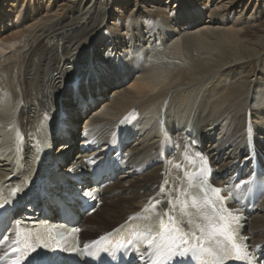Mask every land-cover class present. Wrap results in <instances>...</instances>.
Returning <instances> with one entry per match:
<instances>
[{
  "label": "bare ground",
  "instance_id": "1",
  "mask_svg": "<svg viewBox=\"0 0 264 264\" xmlns=\"http://www.w3.org/2000/svg\"><path fill=\"white\" fill-rule=\"evenodd\" d=\"M17 1L22 8L13 7ZM246 2L0 3V24L4 25L0 28V47L9 50V55L0 56V184L21 186L30 178L41 130L62 113L61 122L70 131H62L54 141V161L49 163L54 173L63 170L73 152L88 141L93 151L77 152L65 171L82 166L86 157L103 153L118 127L132 122L127 136L135 138L126 150L125 170L104 188L102 205L82 218L84 245L113 230L121 231V226L158 192L167 162L160 157L164 143L192 145L211 160L219 174H228L222 181L229 184L233 171L245 168L250 149L264 155V20L258 23L264 3L250 11ZM119 20H127V27L113 30ZM6 30L11 34L4 36ZM253 30L260 34L252 35ZM146 45L169 51L158 61L153 51L148 65L144 64L143 48L139 50L142 59L135 52L133 57L121 54ZM102 57L108 58L105 64ZM95 65L100 67L95 69ZM134 71L138 77L126 87ZM73 83L79 86L75 88ZM110 87L115 96L106 110L111 114L88 115L84 129L87 139L82 137L83 131L75 134L79 119L103 102ZM260 118L262 121L257 122ZM19 141L24 145L21 166L25 171L19 168L12 151ZM83 182L87 186L91 181H74L68 174L63 181H56L57 185L46 187L47 202L54 200L56 190L65 195L60 198L66 202L65 193H71L73 187H85ZM99 211H106L107 216L95 223L107 222L111 229L85 222ZM248 220V243L264 248V196ZM85 231L97 236L84 239Z\"/></svg>",
  "mask_w": 264,
  "mask_h": 264
},
{
  "label": "snow or ice",
  "instance_id": "2",
  "mask_svg": "<svg viewBox=\"0 0 264 264\" xmlns=\"http://www.w3.org/2000/svg\"><path fill=\"white\" fill-rule=\"evenodd\" d=\"M200 158L205 159L202 156ZM185 180L189 190L181 191L179 196L169 203L173 209H178L181 215L188 220L191 228L199 230L200 236H196L194 232H186L177 222V217L160 211L157 212L158 218L154 223L137 225L130 229L126 241H118L115 246L121 248L129 246L139 248L141 245L154 247L166 242L168 245L166 264H172L173 261L177 264H189V258L199 260L200 264H225L228 259H247V252L243 246L236 242L239 239L237 229L243 217L234 215V210L226 207L227 200L222 195L228 189L211 187L206 181L194 184V177L190 175H187ZM20 191L22 189H15L13 194ZM189 208L195 211H189ZM111 235L109 233L101 236L99 240L92 241L91 245H84V249L92 254L91 249L100 245L101 242L112 244V240L109 239ZM29 238L33 241L25 246V250L29 252H36L41 248H47L50 251L68 250L67 248L61 249L55 240L53 243L57 246L53 248L48 243V240L52 239L50 234L42 236L37 233L25 239ZM74 250L79 251L80 249L75 248Z\"/></svg>",
  "mask_w": 264,
  "mask_h": 264
},
{
  "label": "rangeland",
  "instance_id": "3",
  "mask_svg": "<svg viewBox=\"0 0 264 264\" xmlns=\"http://www.w3.org/2000/svg\"><path fill=\"white\" fill-rule=\"evenodd\" d=\"M60 1V0H59ZM262 2L264 3V0H247V2L245 3V5H247L248 7H250L249 8V10L251 11V10H253V7L255 8V9H258V8H260V6L261 5H263L262 4ZM0 3L1 4H3V5H5V4H7V0H0ZM60 3V2H59ZM174 5L173 7H175V2L173 1V2H171V5ZM131 5L133 6V10L135 9V4H134V2L133 3H131ZM13 7H15V8H22L21 7V3H20V1H17L16 2V4L13 6ZM132 8V7H131ZM130 8V9H131ZM178 7L176 6V9H177ZM128 11V10H127ZM132 11V10H131ZM246 11H248V8L246 7ZM130 13V12H129ZM262 13H264L263 11H262ZM209 16V15H208ZM210 18V17H209ZM264 20V14H261V16L259 17V22L258 23H260V22H262ZM218 20H215V22H217ZM130 22H131V20H130ZM111 23H113V22H111V20H110V24ZM127 20H126V22L124 21V20H119V23H117V25L118 26H113L112 28H113V30L115 29L116 31L118 30V31H122L123 30V28H126L127 27ZM257 23V22H256ZM257 23V24H258ZM25 24H26V22H25ZM24 24V25H25ZM4 25H2V24H0V28H2ZM110 26V25H109ZM121 29V30H120ZM9 30H6V33H5V35L4 36H6V35H8V33L9 34H11L10 32L11 31H9ZM256 32V33H255ZM252 35L253 34H255V35H259L260 34V32L259 31H255V30H253L252 32ZM117 34H119L120 35V33L118 32ZM3 36V37H4ZM177 37H175V39H176ZM172 43V42H171ZM147 46V47H146ZM146 46H143L141 49V52L143 53V57L144 58H146V60L144 61V64L145 65H148V64H150V61H151V54H152V52L153 51H155V52H153V53H155V55L156 56H158L157 58V61L158 60H161V59H165V57H166V55H167V53H168V48L167 49H159V48H157V47H154V49H153V47L152 46H149V45H146ZM200 46H204L203 44L202 45H200ZM123 47H125V46H123ZM204 47H206V46H204ZM1 49H0V56H7V55H9V50H6L5 48H3V47H0ZM3 48V49H2ZM152 49V50H151ZM144 50V51H143ZM158 50V51H157ZM160 50V51H159ZM166 50V51H165ZM168 50V51H167ZM6 51V52H5ZM123 51H127V49L126 50H123ZM4 52V53H3ZM166 52V53H165ZM130 52H127V54H126V52H125V54H124V52H122L121 54L122 55H129V57H133L134 56V53L133 54H129ZM146 54H147V57H145L146 56ZM158 54V55H157ZM161 54V55H160ZM164 54H166V55H164ZM142 57V58H143ZM162 57V58H161ZM108 60V58L107 57H105V59H104V57H102L101 58V62H104V64L106 63V61ZM154 61H155V59H154ZM153 61V62H154ZM162 61H164V60H162ZM152 62V63H153ZM101 66H105V65H101ZM98 67H100V65H95V69H97ZM262 67V66H261ZM137 77H138V75L136 76V71H134V73H131L129 76H128V78H127V80H126V82H125V84H126V87H128L129 86V84H130V82H132V81H134V80H136L137 79ZM132 78H133V80H132ZM115 88H120V85H116V86H114ZM124 89V88H123ZM121 90V89H120ZM114 91H113V87H110L108 90H107V95L105 96V98H103L102 99V101L103 102H100L97 106H96V108H94V109H90L88 112V114L90 115V114H92V115H94V113L95 112H98L99 114H101V115H104V116H109L110 114H111V110L110 109H108V110H106L107 109V107H106V105H108L109 103H111V101L114 99V93H113ZM104 104H105V106H104ZM106 110V111H105ZM109 114V115H108ZM88 116V115H87ZM86 116V117H87ZM253 117H255V116H253ZM82 118V117H81ZM81 118L79 119V122L80 123H82V126L83 125H85L86 124V119H82L81 120ZM81 120V121H80ZM262 121V118H260V119H258L257 120V122H261ZM84 130V129H83ZM73 154H74V156L76 155L75 154V152H73ZM73 154H72V159H74V156H73ZM72 161V160H71ZM65 169V168H64ZM110 198H111V196H110ZM107 206H110L109 204H107ZM115 211H113V213H114ZM107 216V213H106V211H102V212H98L94 217H92V218H90V219H87L85 222H87L88 224H91V226L92 225H94V226H98V227H105V229L104 230H109V229H111V227H109V224L106 222L105 224H96L97 222H99L100 221V218H102V217H106ZM96 222V223H95ZM103 225V226H102ZM114 226V225H113ZM91 236H97V234H92V233H90V232H87V231H85L84 233H83V238L84 239H91Z\"/></svg>",
  "mask_w": 264,
  "mask_h": 264
},
{
  "label": "clouds",
  "instance_id": "4",
  "mask_svg": "<svg viewBox=\"0 0 264 264\" xmlns=\"http://www.w3.org/2000/svg\"><path fill=\"white\" fill-rule=\"evenodd\" d=\"M11 126V125H10Z\"/></svg>",
  "mask_w": 264,
  "mask_h": 264
}]
</instances>
